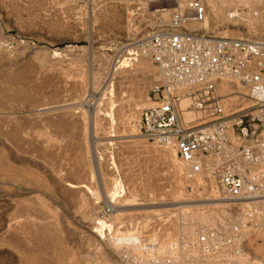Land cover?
Here are the masks:
<instances>
[{
    "label": "bare ground",
    "instance_id": "1",
    "mask_svg": "<svg viewBox=\"0 0 264 264\" xmlns=\"http://www.w3.org/2000/svg\"><path fill=\"white\" fill-rule=\"evenodd\" d=\"M199 1L204 7L206 12V19L204 23L201 24V27H207L211 29L213 35L231 37L227 33L228 32L227 30L228 29L231 30L230 28L232 29L234 28L240 30L242 33L244 32L243 36L245 37L264 39V0H199ZM125 2L130 3V7L132 8L137 7L132 11L130 10L132 16L138 15V11H141L142 13L147 12V6H144V4L136 0H129V2L125 0ZM188 2L189 0L161 1L160 9L158 10L157 13H155L156 11H153L149 14L147 12V16L149 15L154 17L153 19L148 18L149 16L147 17V19L145 20L144 31L146 29H153L152 27H154L155 24L159 25L166 23L171 9H179V10L184 9L186 8ZM3 4H4V0H0L1 7H3L2 6ZM113 11L103 12L100 10L99 11L100 13L97 12L98 14H96V16L98 15L96 20L98 21L100 20L103 26H108L109 29L115 32V35L119 39L126 36V38L128 37L129 40H137V37L142 33V28L141 29H138L137 27L133 28L132 25H128L127 26L128 29H126V31L123 30L117 21L118 19L115 18L114 16L115 13ZM141 12L140 15H142ZM101 32H103V30H101L100 33ZM230 32H233V30H231ZM101 35L104 34L101 33ZM144 37L145 36H143L142 39H144ZM142 39L136 42H140L142 41ZM136 49L137 51L134 52V53L137 52L135 54L136 56L134 55V53L132 54L128 53L134 55L135 56L134 58L132 57L128 58L130 55L128 57L126 55V58H121L122 60L119 59L120 61L117 60L118 63L120 62V64L118 68L116 65L117 74L115 75L113 74L115 76V81L113 80L114 81L113 83L111 82L108 84L109 85L108 87H105L106 89L105 92L102 91L103 94L102 97L100 96L101 99L99 98L100 101L98 102L100 103H98V105L96 106V108L98 107V110H96L95 112L96 115L94 114L95 117L93 120V125H94L93 128L95 135L106 134V133L103 134L99 133L98 132L99 128H97V126L100 125V123H102V125L104 124L105 116L107 115L105 112H102L105 113L104 114L105 116H102L104 118L101 117L102 113L100 112L101 109L99 108L101 104L102 105L109 104L113 109H117L118 112L114 110L116 112L114 113L116 115L118 113H120L121 116L124 115V119L132 122L134 126H136L140 109H142L144 105L149 104V101L148 103L145 104L146 97L144 98V93L146 92L147 88L150 85L154 84L156 78V70L154 66L150 63V61H148L149 59L144 54L142 48L140 46L138 47L136 46ZM127 50H128L127 52H133L131 51L132 49L129 50L128 48ZM13 59L15 60V58H12V56L8 57L6 52L4 53V51H1L0 49V249L4 248L5 245L11 248V246L13 245L18 246L20 244L23 246L24 244L25 245L24 247L27 248V251L31 252L35 247L34 248L32 246L28 247L27 245L30 243L25 244L27 238L29 239L31 237V239L34 238L35 240L36 239L39 240L41 243L39 241L36 243H39L43 249L48 247L51 248V250L52 249L55 250L57 252L56 259H58V261L59 259H65L70 264H91L90 260L92 259L88 258V255H90V253L85 254V252L88 251L90 248L92 250L91 253L95 254V256L98 255V253H101V249H100L101 245L108 246L107 248L112 253L114 252L117 253V251L121 250L122 248L129 249L133 253H136L141 248L140 240L143 239V236L144 234H146V232L150 234L149 230H151L153 231V233L159 234V237L157 234H155L158 237L157 247L160 249H165L173 245L174 243H177L179 240H183L185 236H190L200 228L209 225L218 216L220 209L222 208V202L217 199L218 198L217 191L214 189L213 186H211L212 189L211 187L209 188L205 186V184L203 183V179L198 176L191 175L189 173V170L185 166L180 169L174 168L172 165V161L176 156V154L174 148L170 145L163 146L162 150H158V147L156 149L152 146H148L144 144L141 141L140 142L136 141L138 144L134 142L132 144L134 146L128 144V147L131 146V149L134 148L132 150L129 149V151L131 150L130 151L131 155H132V151H135L136 149L140 150V152L143 154L140 155V157H138L139 159L136 158L137 160L141 159L140 160L141 165H139V167L140 166L144 167V165H142V162L146 161L144 163H146L147 166L145 165L146 167L143 169L145 171L142 170L140 171L139 169H141L142 167L141 168L137 167L138 164L136 163H138V161L134 160L136 161V163L133 162V165H131V163H128L125 160L126 157L128 156L131 157V155L127 156L126 154H124L125 157L121 156L122 153L120 151H124L123 150L124 147L121 144L124 145L127 142L130 143L131 141L116 142L115 144L117 146V149L120 150L119 151L120 153H116V156L118 157L116 159H118V161L115 159L116 161L115 160L112 161L114 162L113 166H111L112 164L110 166L115 167L114 164L116 165L118 163V165L116 166H120L121 167L120 170H123L125 172L128 170L130 171L132 169L131 166L139 168L138 173L145 172L144 173L145 179L143 180L145 182L142 185L140 183V186L136 188L135 186L138 185L131 184V183H135L134 182L135 177L130 178L131 180H134L133 182H127V181H131L129 177H127V179L129 180H124L125 179L124 176L119 175L120 177L124 178L122 179L121 182L122 184L125 183L126 181L123 187H120L119 189V190L123 189L126 185V187L124 188L126 189V191L125 192L122 191L125 195L121 191H120L121 194L124 195V196L122 195L123 198H120L122 197L121 194L116 195L117 192L109 194V192L111 191L109 187L111 184L109 176H111L113 171L112 169H110L111 167L108 168V170L105 168L106 161L104 160L105 161L104 162L102 161V159H100L104 169L102 168H101L102 170L98 169V174L96 173L97 175H95L94 169L93 171H89L88 169L87 159L89 158L86 159L87 156H86V148L84 146V141H83L84 138L80 137L82 136V133H84V130H86V126H87L85 117L80 115L81 113H85V112H83V110H79V112L80 111L82 112L78 115L79 113V112L77 113L78 110L76 112L74 111L75 113L74 112L72 113L71 109L69 110L67 109L68 107H70L69 105L73 104L74 100L82 97V95L84 94L82 92V89L84 88L83 82L85 83L86 81L85 78H84L85 81H83L82 79L83 77L82 70L84 67L83 68L82 66L79 67L82 70L81 72L80 71L78 72L79 77H77L76 75L77 79L75 80L70 79L71 80L70 81L67 78L69 80V81L67 80L68 82H64V81L61 82L59 80H58L59 82L58 81L53 82L52 79L51 81L50 80L46 81L49 79V77L48 79L43 78L42 76H40L39 74L40 72L36 76L29 77V79L26 78V76L25 78L24 76L22 77V75L19 76L17 73L19 71L16 72L15 70L16 63L13 62ZM72 61L73 60H71V62ZM75 63L76 65H79L81 63V58L75 59ZM98 75H99L98 73L96 74L93 73L92 81L94 88L98 86L97 78L101 76ZM20 77H22L23 80L24 79H28V80H24L26 83L22 84L21 86H17L16 84L18 83L20 84V82H18V79ZM52 83H56V84L59 83V84L54 85ZM223 90L224 89H221L220 91ZM126 97H130V101L128 100L127 103L124 102L123 103L124 106L122 104H116V102H118L117 99L122 101ZM126 105L127 108L125 109L127 110L125 111L124 107H126ZM185 105L186 102L183 101L181 103V106L183 107ZM63 107H66L64 109L65 111H63ZM122 108L126 113H123ZM121 110H122V114L120 112ZM120 115H118L119 120L121 119ZM114 117H113L114 119L117 118V116ZM186 118H189V115H187ZM119 120H118V124H115L114 122L111 121V123L115 124V125L113 124L114 127H117V125H123L120 124L121 122L123 123L122 119L120 120V122ZM33 122L35 123L46 122L47 125L45 124L43 125V123L42 125L46 127L47 126L52 127L50 128V131L51 129H53V131H51L52 135L44 128L41 129L40 127L39 129L38 126H42L39 125V123L37 128H35L36 126L34 127L36 130L39 129V131L31 130L30 126L32 125ZM35 123H33V125ZM68 123H70V126L71 125L73 127L78 126L79 128L77 127L78 129H76L74 127L76 129L73 134L74 136L70 134L73 130L72 131L68 130V132H70L69 134L72 135L73 137L70 141L67 140V142L65 141L66 143H64L63 141L64 138H63L62 141L59 142L60 139L57 140V138L58 136L61 135L60 129L64 127L63 124L65 125L67 124L65 128H68L69 126ZM126 126H124V128ZM121 127L122 126H119V128ZM63 129L64 128H62V130ZM116 131L115 130L112 131V134L113 132ZM120 131L117 132L120 133ZM129 131H131V129ZM124 132L126 134V131ZM135 132L136 130L134 129L131 132V135L135 134ZM53 134L55 135V137H52L54 136ZM125 134L123 133L124 136ZM104 138L105 139L117 138V136H115L114 134L113 136L112 135L108 136L107 134V136ZM106 144H110V143H106L104 141L103 143H101V145L98 144L99 145L98 147L102 145H104L103 147H106L107 146ZM66 147H69V150H71L72 152L71 154L67 155V152L64 151ZM117 149L115 148V151ZM135 154L138 153H134V155ZM155 155L159 156V157L156 156L157 158L155 157L156 162L157 159L159 160L162 157L164 162L162 159L161 160L164 164L162 162L161 163L163 164V166L166 164L168 166L167 168H169L168 172L166 171L167 172L166 175H162L164 178L163 177L159 178L161 174L158 176L157 175L158 172L155 173L156 175H153L152 171L149 170V169L152 170L154 168V165L152 166V164H150L152 160L150 161L149 159H154V158H149L148 160L150 162L149 161L147 162V159L142 160L144 158H148L149 156L154 157ZM107 158H106L107 160H112L111 159L112 157L110 158L108 156ZM152 163L154 164V162ZM157 163H159L160 165V162ZM90 165H92V163ZM91 167L92 166H90V168ZM129 167H131V169ZM134 167L132 170H134ZM147 167H149V169H147ZM37 171L38 173L43 174L47 181H38L37 179H36L37 181L35 179L33 180L31 178V176L33 177V175H30V173L33 172L32 174H34ZM110 171H112L111 174ZM116 172L118 173V171ZM45 178L43 179L45 180ZM94 178L95 179L97 178L99 180V183L103 188L104 195H106L105 197L107 199V203H110L116 207L115 213L113 214L114 222L112 219L109 220L113 223L108 222L107 221L108 219L106 220L105 217L97 214L98 213L97 210H96L97 213H94L95 208L92 211V213L90 211V209H92V206L90 205L91 199L92 200L97 199L96 191L92 187L93 183L91 181V180L95 181ZM90 181L92 183L91 185H90ZM127 185L129 186L128 189H127ZM206 187L208 189H206ZM134 190L136 193L134 192ZM153 190L157 191V193H153L152 192ZM207 190H209L210 192ZM127 192L128 194H126ZM49 196H52L54 199L57 200V202H54L55 205H57L56 208L55 207L53 208L51 204L50 206L49 204L46 203L47 200L46 198H50ZM199 202H206V203H199ZM149 204H154V205L156 204V206H160V208L149 209L147 207L148 209L147 208L145 209V207ZM165 205L169 207L172 206V208L169 207L168 209L167 207L162 208V206ZM128 206L129 207L138 206L141 207V209L137 208L136 211L132 210L131 212H128V210H126L127 212L123 211L124 209L123 207H128ZM209 210L212 211L211 215L208 214ZM63 214H71L75 218V220H77L79 225L85 230L84 231L81 230V232L74 231L73 230L75 229L74 227L70 228L69 224H68L69 226H67V224L65 223L66 220L63 221V219H65L63 218ZM203 214L204 215L208 214L210 217L206 216L208 218H205L204 220H200V218L204 216ZM151 225L153 226L155 225L158 231L155 232L154 230L150 229ZM152 237H153L152 235H145V238H149V241H152L150 239ZM24 247H20V248L22 249ZM88 247L90 248L87 250L86 248ZM12 249L15 250V248H11V250ZM36 250H38V248ZM14 253L10 254L11 259H9L12 264H19L25 262L22 260H24L25 258L27 259V257L24 256L25 254L23 255L24 259H22V257L20 256L23 252L20 253V255ZM51 255L52 257L54 256L53 252ZM45 256L43 257V259L47 258L49 255H47V257ZM91 256L93 255H90V258H92ZM29 257H32V255H30ZM97 257H94V259L95 258L98 259ZM103 257L99 258L100 260L98 259L99 261L98 262L96 261L97 263L93 262L92 264H113L112 262L108 263L105 260V257L104 258ZM36 258H38V256ZM35 259H31V260L28 259L29 260L28 264L29 262L31 263V261L35 263L38 262L37 264H41L39 260L42 258H40L39 260L38 259L35 260ZM2 260L3 259H1L0 261L2 262ZM50 262L48 263V261L46 260V263L50 264ZM55 263L57 264V262ZM58 263H60V261Z\"/></svg>",
    "mask_w": 264,
    "mask_h": 264
},
{
    "label": "built area",
    "instance_id": "2",
    "mask_svg": "<svg viewBox=\"0 0 264 264\" xmlns=\"http://www.w3.org/2000/svg\"><path fill=\"white\" fill-rule=\"evenodd\" d=\"M205 19L200 1L189 0L142 39L156 78L136 130L172 146L191 175L212 184L222 208L165 249L146 232L140 250L122 248L115 264H264V39L215 36L201 27Z\"/></svg>",
    "mask_w": 264,
    "mask_h": 264
},
{
    "label": "rangeland",
    "instance_id": "3",
    "mask_svg": "<svg viewBox=\"0 0 264 264\" xmlns=\"http://www.w3.org/2000/svg\"><path fill=\"white\" fill-rule=\"evenodd\" d=\"M6 1H8V0H4V4L2 5L3 7L0 6V49H1V51H4V53L6 52V54H7L8 57L9 56L10 57L12 56V58H15V60L13 59V62L16 63L15 64V68H16L15 70H16V72L17 71L20 72V74H19V72H17L19 76L22 75V77L24 76V78L26 76V78L29 79V77L36 76L40 72L39 74L43 78L48 79V77H49V79L46 80V81H49V80L51 81V79H52L53 82L54 81H58V80L61 81V82L62 81L68 82L70 79H72V80L77 79L76 78V75H77V77H79L78 76V72L79 71L81 72V70H82L79 67H81V66H82V68L84 67L83 70H82V73H83L82 74L83 75L82 79H83V81H85V79H86V81H85L86 84L83 82L84 88L82 89V92L84 94L82 95V97L74 100L73 101V104L69 105L70 107H68V106H66V107H68L67 108L68 110L71 109V112L72 113L74 111L76 112L77 110H78L77 113L79 112V110H83V112L86 113V114L85 113H81L82 111H80L78 113V115L81 113L80 115L83 116V117H85V121L87 123L86 130H84V133H82V136H80V137L81 138H84L83 141H84V146L86 148V156H87L86 159L89 158V159H87L88 160V169H89V171H93V169H94V173H95V175H97L98 174V169H100V170L104 169V167H103L100 159H102V161H104V160L106 161V162L104 161L105 164H106L105 165V168L108 170V168H110L111 166H113V163L114 162H112V161H114L116 158H118L116 156V153H120L121 152L122 153V155H121L122 157H125L124 154H126L127 156L128 155H131V152L130 151L132 149H134V148L131 149V146H134V145H132L134 142L136 144H138L137 142L138 141L139 142L141 141L144 144H146L148 146H152V147H154L156 149L158 147V150H162L163 149V147L156 146L154 144H151V143L146 142L143 139H141V137H139L138 134H136L137 133L136 126H134V124H132V122H130L129 120H128L129 121L128 122L126 119H124V115L121 116L120 113H118L116 115L115 114L116 113L115 111L118 112V110L117 109H113L109 104H103V105L101 104L100 105L101 107L99 106V108L101 109L100 112L101 113L102 112H105L107 114L106 116L104 115L105 113H102V115H101V117L102 116H105V122H104V124L106 123L107 125L106 124L105 125L104 124L102 125V123H100V125H98L97 128H99V129L101 128L102 129V131H101V129L100 130L98 129V132L99 133H102V134L103 133H106V134H103V135L96 134L95 135L94 128H93V126H94L93 125V120H94V117L96 115L95 112H96V110H98V107L96 108V106L98 105V103H100V102H98L101 99L100 96L102 97L103 92L106 91L105 87H108L109 86L108 85L109 83H111V82L113 83L115 81V76L114 75L117 74L116 73L117 72L116 70H117V68H118V66L120 64V62L118 63V61H120L119 59L126 58V55H127V57L130 55L128 58H131V57L134 58L136 56L135 54L137 52L134 53L135 51H137L136 46L138 47L141 44L140 43L141 41L140 42H136V41L141 40L143 36H146L148 34V32H150L152 30V29H146L144 31L145 20L149 16V15L147 16V12L149 14V13H151V12L154 11V8H160V4H159L158 7L147 6V12L146 13H142L141 11H138V15H133L132 16L131 13H130V10L132 11L133 9H136L137 7H135V8L130 7V3L125 2V0H124V2H123V0H105V1L104 0H98V1L97 0H65V1L64 0H9L8 2H6ZM74 1H75V3H74ZM127 1L129 2V0H127ZM37 8H39V9H37ZM100 10L103 11V12H105V11H113L114 10L113 11L115 13L114 16H115V18L118 19L117 21H118V23L120 24V26H121V28L123 30L126 31V29H128L127 26L128 25H132L133 28H135V27H137L138 29H141L142 28V33L137 37V40H129L128 37L126 38V36L123 37V38H121V39L117 38V36L115 35V32H113L111 29H109L108 26H103V24H101V21L100 20L99 21L96 20V18L98 16V15L96 16V14L100 13L99 12ZM74 12H75V14H74ZM140 12L142 13V15H140ZM76 14H77V16H76ZM153 17L154 16H149L148 18L153 19ZM71 18H72V20H71ZM127 22H128V24H127ZM26 23H27V25H26ZM157 25L155 24L154 27H156ZM159 25H161V24H159ZM154 27H152V28H154ZM107 29H108V31H107ZM230 29L233 30V32H234V33L233 32H230L231 30H229V29L227 30L228 31L227 33L231 37H241V36L244 35L243 34L244 32L242 33L240 30H237V29H234V28L233 29L230 28ZM101 30H103V32H101V33L104 34V35H101V33H100ZM128 48H129V50L132 49L131 51H133V52H127L128 51L127 50ZM128 53H131V54L134 53L135 56L134 55H131V54H128ZM27 57L29 58V60H28ZM77 58H81V63L79 64L80 66L79 65H76V63H75V59H77ZM51 60H52V62H51ZM71 60H73V61L71 62ZM27 61H28V63H27ZM60 61H62V62H60ZM26 63H27V65H26ZM59 63H60V65H59ZM58 65H59V67H58ZM116 65H117V68H116ZM69 66H70V68H69ZM73 71L75 72V74H74ZM93 73L94 74L98 73L99 75H101V76L98 75L100 78L99 77L97 78L98 86L95 87L96 89L93 87V81H92L93 80L92 79L93 78ZM102 75H104V76H102ZM22 77H20L21 79L20 78L18 79V82H20V84L19 83L16 84L17 86H21L22 84L26 83L24 80H28V79H24L23 80ZM111 79H112V81H111ZM56 83H52V84L55 85ZM58 84H56V85H58ZM150 87H151V85L147 88L146 92L144 93V98L146 97L147 91L149 90ZM100 93H101V95H100ZM81 99H82V101H81ZM128 100L130 101V97H126L122 101H120V100L117 99L118 102H116V104H122L123 105V103L124 102L127 103ZM146 103H148L147 97L145 98V104ZM146 105H144V107H146ZM66 107H63V111H65L64 109ZM144 107H142V108H144ZM125 108H127V105H126V107H124V110L126 111L127 109H125ZM67 109H66V111H67ZM104 110H107V111H104ZM122 110H123V108H122ZM122 110L120 111L121 114H122ZM124 110H123V113H126ZM111 112H113V113H111ZM82 114H85V115H82ZM118 115L121 116V119L123 121V123L121 122L120 124H123L124 126L127 125L125 128H124L123 125H117V127H114L115 124H118V120H119L118 119ZM114 116H117L116 119H118V120L114 119L115 118ZM102 118H104V117H102ZM115 120L117 121V123H116ZM120 120H119V122H120ZM111 121L114 122L115 124L114 123H111ZM124 121H127V122H124ZM33 123H35V122H33ZM33 123L30 126V129L33 130V131H35L36 130L35 128H37V126H38V123H39V125H42L43 122L42 123L41 122H37V123H35L36 125L35 124L33 125ZM64 123H65V121H64ZM128 123H130V124H128ZM44 124L47 125L46 122H44L43 125ZM110 124L112 125V127H111ZM66 125L63 124L64 127H62V128H64V129L63 130H62V128L60 129V134L61 135L60 134H59L60 136L57 135L58 136L57 140L60 139L59 142H61L63 138H64L63 139L64 143H66L67 140L70 141L73 138L72 135L74 134V131L79 128L78 126H74L76 128L75 129L72 125L70 126V123H68V125L70 127L68 126V128H65ZM128 125H129L130 128L128 127ZM42 126H38V128L39 129H40V127H41V129L44 128L46 131L50 132L51 135H52V132L51 131H53V129H51V131H50V128H52V127H49V126H47V127L46 126H43L42 127ZM119 126H122V127L119 128ZM32 128H34V129H32ZM39 129H37L36 131H39ZM130 129H131V131H129ZM132 129L133 130L135 129L136 132H135V134H132L131 135V132L133 131ZM68 130L69 131H72L73 130V131L70 133V132H68ZM114 130L115 131L117 130L118 132L121 130L120 133H118L117 131L116 132H113V134L115 136H117V138H108V139H105L104 138V137L107 136V134H108V136H110V135L113 136L112 131H114ZM124 131H126V134H125ZM69 133L72 134V135H70ZM123 133L125 134V136L123 135ZM128 135H129V137H128ZM52 137H55V135L52 136ZM60 137H62V138H60ZM133 140H135V141H133ZM104 141L106 143H110V144H106L107 145V146L105 145L106 147H103L104 145L98 147ZM119 141L120 142L121 141L122 142H124V141H126V142L129 141L130 142L131 141V142L130 143L127 142L124 145L121 144L124 147V149H123L124 151H120V150L117 149V146L115 144L116 142H119ZM113 143H114V145H113ZM128 144H130L131 146L129 145L130 147H128ZM69 147H66L67 150L64 149V151L67 152V155L72 153L71 150H69ZM96 148L97 149L99 148V149L97 150ZM115 148L117 149L116 151H115ZM87 149H88V151H87ZM129 149H131V150L129 151ZM136 150L139 151V152H137ZM136 150L135 151H132L131 157L128 156V157H126L127 159L125 158V160L128 163H131V165H133V162L136 163V161H138V163H136V164H138L137 167H139V165H141V161H140L141 159L140 160H137L136 158L140 157V155H143V154L140 152V150H138V149H136ZM126 151L128 152V154H127ZM103 152H105V153H103ZM134 153H138V154H135L134 155ZM104 154H106L107 157L108 156L110 158L112 157L111 158L112 160H107L108 158ZM111 155H113L115 157H113ZM88 156H90V157H88ZM156 156L157 155H155L154 157L153 156H151V157L149 156L148 158H144L142 160H146L147 159V162L149 160L150 161L152 160V162H154V164L152 162H150V161L149 162H150V164H152V166L154 165V168L151 170V169H149V167H150L149 166V167H147V169H149L150 171H152V174L153 175H156L155 173L158 172L159 174L157 173V175L159 176L161 174L159 178H162L163 177L162 175H166V173L168 172L169 168H167L168 166L166 164L163 166L164 160L162 159L161 156L160 157L163 160V162H162L161 159H159V160L157 159V162H160V165L163 163L160 166L159 163L156 162V159H155ZM157 157H159V156H157ZM90 158H91V160H90ZM149 158H154V159H149ZM116 160L118 161V159H116ZM134 160H136V161H134ZM144 162H146V161H143L142 162V165H144V167H142V166L139 167V168L142 167L141 169L136 168L134 166H131L132 169L134 167V170L135 171L132 170L131 167H129L132 171L131 170L130 171L128 170L126 172L123 171V170H120V168H121L120 166H116V165H118V163L116 165L114 164L115 167H111L110 168V169H112L113 173H112V171H110V174L111 173L112 174H111V176H109V179H110V182H111V184L109 186L110 189H111V191L109 192V194H112L114 192L115 193L117 192L116 195H120L122 191L123 192L126 191V189H124L126 187V185H125V187L123 189L119 190L120 187H123V185L126 183V181L123 184L121 183L122 182V179H124V178H125L124 180H129L130 178L135 177L134 178L135 181L130 179L131 181H127V182H133L134 181L135 183H131V184L138 185V186H135L136 188L140 186V183H141V185L144 184L145 181H143V180L145 179L144 178L145 177L144 176V173L145 172L138 173L139 170L140 171L141 170L142 171H145L143 169L147 165ZM91 163H92V165H90ZM155 163H157V164H155ZM93 164H94V166H93ZM180 164L181 163L179 162L178 158L175 156L174 159H173V161H172L173 167L176 168V169L183 168L184 166L182 164L181 165ZM90 166H92V167L90 168ZM159 166H160V168H159ZM158 168H159V170H158ZM154 169H155V171H154ZM114 170L118 171V173L116 171H114ZM32 173H30V175H33V177L31 176V178L33 180L34 179L35 180L37 179L38 181H47L46 178L44 177V175L38 173V171L36 172L38 174H36V173L32 174ZM119 175L120 176H124V178L123 177H120ZM132 175H134V176H132ZM35 176H36V178H35ZM118 177H119V179H118ZM127 177H129V179H127ZM43 178H45V180ZM96 179H95V181L94 180H91L92 183H93V186L92 187L96 191L97 199H93V200L91 199V204L90 205L92 206V209H90V211L92 213V211L95 208L94 213H97L96 212V210H97L98 211L97 214H99L100 216L105 217L106 220L108 219L107 220L108 222L113 223L114 222V220H113L114 219L113 218V214L115 213L116 207L113 206L110 203H107V199L105 197L106 195H104L103 188H102L101 184L99 183V180L98 179L96 180ZM91 181H90V185L92 184ZM203 183L205 184V186H207L209 188L212 186V184L210 182H208V181L203 180ZM128 187L129 186L127 185V189H128ZM207 187H206V189H208ZM211 189H212V187H211ZM135 190H137V189H135ZM135 190H134V192H135ZM207 191H209V190H207ZM152 192L153 193H157V191H155V190H153ZM123 194H121V196ZM126 194H128V192ZM123 196L120 197V198H123ZM49 197L50 198H46L47 199L46 200V203L49 204V205L51 204L53 208L54 207L56 208L57 205H55L54 202H57V200L54 199L52 196H49ZM107 197H108V194H107ZM105 200H106V202H105ZM199 203H206V202H199ZM57 204H60V203H57ZM91 206H90V208H91ZM147 207L149 209H151V208L152 209L153 208L154 209L160 208V206H156V204L155 205L154 204H149V205H147L145 207V209ZM166 207L168 209L169 206H167V205L162 206V208H166ZM123 208H124L123 211H125V212H127L126 210H128V212H131L132 210L136 211L137 208L138 209H141V207H138V206H133V207L132 206H130V207L128 206V207H123ZM169 208H172V206L169 207ZM206 210H208V209H206ZM208 214L211 215L212 214V211L209 210L208 211ZM208 214H205V215L203 214L204 215L203 216L204 218L202 217V218H200V220H204L205 218H208V217H206V216H209ZM63 218H65V219H63V221L66 220L65 223L67 224V226L70 225V228L71 227L72 228L73 227L75 228V229H73L74 231H80L81 232V230L82 231L85 230L84 228H82L79 225V223L77 222V220H75V218L71 214H63ZM110 219H112L113 222L109 221ZM151 226H150V229L154 230L155 232L158 231L157 230V227L155 225L154 226L151 225ZM76 229H78V230H76ZM149 231H150V234H148V235H152L153 236L150 239L152 240V242H155L157 244V241H158L157 239L159 237V234L153 233V231H151V230H149ZM105 233H107V232H105ZM155 234H157L158 237ZM36 240L34 238L31 239V237H30L29 239L27 238V240H26L27 243L25 241V244L30 243V244L27 245L28 247H31L32 246L33 248L34 247L36 249L38 248V250H36L35 248L34 249L32 248L33 251H31V252L27 251V248L24 247L25 246L24 244H23V246L20 245V244L18 246L17 245L11 246V248H15V250L14 249L11 250V248L10 247H7V245H5V247L3 246L4 248H1L0 249V260L3 259L2 262L4 264H12L11 261L9 260V259H11L10 258V254L11 253L13 254L15 252L14 254L20 255V253L23 252L20 256L22 257V259H24L23 258V255L25 254L24 256L27 257V259L25 258L26 260L25 259L22 260V261H25V262L20 261L22 263H19V264H28V261L29 260L35 259L37 256H38V258H36V259H38V260L40 258L43 259V257L45 255H46L45 257H47V255H49V256L47 258H44L45 260L43 259L44 262H43L42 259H40L39 261H40L41 264L46 263V260L48 261V263L51 261L50 264H56L55 262H57V264H70L65 259H59L60 263H58L59 261H58V259H56L57 252L55 250H53V249L51 250V248H48V247H47L48 249L47 248H44L43 249L42 246H40L39 243H36L39 240H37V241ZM148 240H149V238H148ZM33 245H36V246L38 245V246L36 247V246H33ZM20 247H24V248L21 249ZM107 247L108 246L101 245L100 246L101 253H98V255H96V256H95V254L91 253L92 250H91L90 247L86 248L87 250L89 248L90 249L88 251H86L85 254L86 253H90V255H93V256H91L92 258H90V255H88V258L89 259H92V260H90L91 262L90 261L89 262L91 264L93 262H96V261L98 262L100 260L99 258H102L104 256L105 257V260L108 263H110V262H112L113 264L117 263V258L115 257V255H117V254L115 252L114 253L110 252ZM17 250H19V251H17ZM7 252H9V253H7ZM52 252H53V255L55 256V258H54V256L52 257V255H51ZM29 254L32 255V257H29L30 256ZM41 254H42V256H41ZM99 254L100 255L102 254V255L100 256ZM94 257H97L99 260L96 259V258H95L96 259L95 260ZM41 260H42V262H41ZM54 260H57V261H54ZM4 261L5 262L7 261V262L5 263ZM2 262L0 261V264H3ZM37 263L32 262V261H31V263L29 262V264H37ZM48 263H46V264H48Z\"/></svg>",
    "mask_w": 264,
    "mask_h": 264
}]
</instances>
